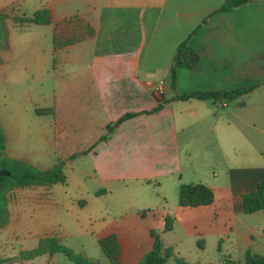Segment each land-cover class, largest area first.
<instances>
[{
    "label": "crops",
    "instance_id": "obj_1",
    "mask_svg": "<svg viewBox=\"0 0 264 264\" xmlns=\"http://www.w3.org/2000/svg\"><path fill=\"white\" fill-rule=\"evenodd\" d=\"M74 1L80 7L71 8ZM2 2L0 10L7 12L6 0ZM221 2L46 0L37 8L50 9L49 24L19 25L11 17L5 19L8 48L0 49V72L5 80L16 56L24 59L23 68L35 70L36 77L48 67L53 55L64 65L84 68L89 85L78 93L90 92L93 96L102 126L99 129L104 130L106 124L126 113L133 114L106 139L96 141L103 134L99 131L91 142L96 143L82 155L91 168L85 176L94 184L92 193L107 198V208L114 203L133 207L135 215L146 221L150 249V233H156L148 223H155L160 232L165 215L172 222L176 220L163 205L167 195L177 191L179 183H204L213 193L210 204L197 206L205 207L208 213L205 243L208 241L223 256L222 263L226 259L241 264L246 252L264 255V211L244 213L241 203L242 194L264 176V0H249L230 10L211 13ZM75 13L89 23L93 35L58 50H53L51 44L47 46L54 27ZM184 39L199 59L190 68H176L171 88L169 63ZM159 81L161 92L156 95L153 88ZM235 88L251 89L245 95L216 102L172 99L189 91ZM55 92L51 103L42 98L31 103L33 110H52L48 113L54 117L52 125L40 130L46 138L49 132L54 135L64 124H70L69 111L64 117H57L59 106L65 105L68 110L82 98L74 99V91L62 85ZM158 102V110L147 112ZM1 129L4 153L11 157L6 133L2 126ZM198 154L206 162L213 161L215 171L192 181L201 172L193 160ZM99 189L103 191L95 194ZM78 203L87 204L83 200ZM114 212L117 213L115 206ZM10 216L5 227L11 223ZM109 233L116 235L121 264H134L149 250L143 251L137 243H131V234L122 233L117 227L104 229L97 238ZM45 236L57 237L43 233L35 245ZM198 241L203 243L201 238ZM1 251L6 252L2 247ZM54 255L55 252L43 253L13 264H52Z\"/></svg>",
    "mask_w": 264,
    "mask_h": 264
},
{
    "label": "rangeland",
    "instance_id": "obj_2",
    "mask_svg": "<svg viewBox=\"0 0 264 264\" xmlns=\"http://www.w3.org/2000/svg\"><path fill=\"white\" fill-rule=\"evenodd\" d=\"M2 1L0 5L4 3ZM44 1L6 0L7 17L14 21L17 16L31 15ZM70 7H80V4L74 1ZM50 44L51 37L46 41L47 46ZM10 63L12 71L5 77L6 81L0 72V125L6 133L8 153L40 169L50 168L60 159L66 179L63 183L49 186L14 187L8 191L7 220L11 215V223L8 227H0V256L8 255L2 257L8 258L6 264L20 263L22 260L17 258L19 250L33 247L36 238L43 233H53L62 245L98 260L100 264H109L100 250L97 237L110 227L131 234L130 242L137 243L143 251L149 249L151 239L146 221L140 220L133 207L126 204L114 203L107 208L110 201L104 196L94 195V184L85 176L86 172H91V168L80 152L100 132L104 133V130L99 129L102 126L93 96L90 92L84 95L78 93L79 89L89 85L86 70L64 65L54 55L50 57L48 67L38 72V77L34 69L23 68L24 59L19 56ZM58 85L70 87L74 91V99L82 98L80 101L75 100L68 110L64 109L67 107L65 105L59 106L57 117H64L69 111L70 124H64L54 135L49 132V138H46L40 130L52 125L54 117L47 113L42 117L37 116L31 103H36L40 98L51 103L56 97ZM73 153L77 155L69 158ZM193 160L201 172L195 174L192 181L204 179L210 176L211 171H215L214 162L201 159V154ZM78 200L87 204L81 206ZM163 205L172 217H176L171 230H163L162 222L160 232L155 223L148 225L153 227L163 245L171 248L173 255L181 257L186 264H223V256L208 241L205 243V217L208 214L205 207L179 206L175 190L167 195ZM114 206L117 213L114 212ZM122 211L127 214L123 215ZM99 225H103L102 229H97ZM200 238L203 243L198 246L197 240ZM1 247L5 253H1ZM51 261L52 264H74L62 252H55ZM165 264L175 263L169 257Z\"/></svg>",
    "mask_w": 264,
    "mask_h": 264
},
{
    "label": "trees",
    "instance_id": "obj_3",
    "mask_svg": "<svg viewBox=\"0 0 264 264\" xmlns=\"http://www.w3.org/2000/svg\"><path fill=\"white\" fill-rule=\"evenodd\" d=\"M249 0H222L221 4L211 13L227 11L233 7L239 6ZM210 13V14H211ZM209 14V15H210ZM208 16V15H207ZM7 13L0 10V49L6 50L7 28L5 19ZM205 19H203L204 21ZM16 24H49L51 22V12L48 7H40L35 9L31 15H20L14 18ZM93 35V28L79 14H71L58 23L51 33V45L53 50L61 49L65 46L79 42ZM199 57L196 51L189 46L187 39L181 41L175 48L169 63V84L174 87L175 70L177 67L190 68L195 65ZM251 88H235L230 90H204L189 91L177 94L172 97L175 100H188L190 98L208 100L216 102L219 99L230 100L237 95H245ZM160 102L147 112L156 111L160 108ZM51 108L35 109L38 114L51 113ZM132 113H126L117 120L105 125L104 133L99 136L96 141L104 140L108 134L125 118L132 116ZM91 143L80 153L85 154L96 143ZM5 140L3 132L0 128V227L7 223V196L8 191L14 187H31V186H48L53 183H63L65 175L63 173V162L57 159V162L50 168L40 169L31 162L8 157L4 153ZM77 153L70 154L72 158ZM95 191V194L102 192ZM213 200V193L209 186L201 182L179 183L177 189V203L180 206L197 207L200 205H208ZM242 209L244 213H252L258 210L264 211V176L254 185L253 188L244 192L241 196ZM164 230L171 229L172 218L168 215L164 216ZM153 238L151 248L143 253L140 259L134 264H165L167 258L172 257L175 264H186V262L178 256L173 255L171 248L164 246L158 235L150 233ZM198 246L202 244L198 241ZM97 243L101 252L106 257L109 264H121L119 260V247L116 235L109 233L97 238ZM54 252H62L74 264H100L98 260L83 256L81 253L62 245L55 236L40 237L37 244L28 249L21 250L17 258L18 260H27L43 253L52 254ZM8 259V258H7ZM5 258L0 257V264H6ZM223 264H239L231 260H224ZM241 264H264V255L251 254L246 252L244 260Z\"/></svg>",
    "mask_w": 264,
    "mask_h": 264
},
{
    "label": "built area",
    "instance_id": "obj_4",
    "mask_svg": "<svg viewBox=\"0 0 264 264\" xmlns=\"http://www.w3.org/2000/svg\"><path fill=\"white\" fill-rule=\"evenodd\" d=\"M161 87H162V81H159L153 88V92L156 94V95H159L160 92H161Z\"/></svg>",
    "mask_w": 264,
    "mask_h": 264
}]
</instances>
